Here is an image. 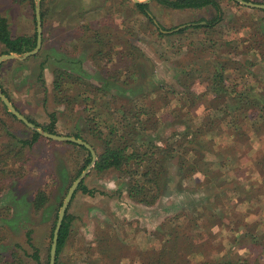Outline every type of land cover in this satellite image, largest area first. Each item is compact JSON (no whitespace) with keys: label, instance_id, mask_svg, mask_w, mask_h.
Instances as JSON below:
<instances>
[{"label":"rangeland","instance_id":"obj_1","mask_svg":"<svg viewBox=\"0 0 264 264\" xmlns=\"http://www.w3.org/2000/svg\"><path fill=\"white\" fill-rule=\"evenodd\" d=\"M215 1L222 9L221 21L215 26L222 41L216 48H211L210 42L205 44L207 36L203 34L204 29H193L198 25H206L217 16L212 6L172 10L151 0L147 8L149 17L153 19L151 23L134 7L137 3L133 0L41 1V13L42 9L45 13L42 48L38 54L26 60L4 61L0 66V90L6 93L3 92L17 111L27 119L36 121L39 128L50 124L52 114L57 118V135L73 137L80 127L79 131L84 138L82 140L94 145L97 156L102 151L101 140L96 138L97 135L101 133L105 139L109 135L107 130L110 126L125 123L119 109L125 107L131 113L133 107L146 105L148 109L151 108V114L157 111L154 121L159 117L164 118L156 131L161 139L159 146L162 147L167 140L169 142L174 132L182 133L186 127L194 131L190 129V124L201 125L206 108L212 107H192L189 104L182 114L184 124L172 125L175 121L171 113L181 107L179 98L172 95L168 102L160 98L153 103L151 93L161 88L182 91L183 83L189 86L194 83L193 90L201 93L206 86L207 76L202 70L211 72L215 60L219 58L223 61L225 54L234 53L232 49L237 45L242 47L241 40L249 39L256 30L264 35V10L245 7L234 0ZM247 2L264 4V0ZM35 5L36 0H0V16L7 19L13 37L34 36L37 31ZM86 27L90 28L87 34L84 29L81 30ZM179 27H184L180 30L188 29L185 34H181L180 30L174 31ZM91 31L103 35L106 40L104 48H111V53L115 54L110 64L104 65L103 59L96 57L95 46L90 53L92 44L86 42V35ZM218 38L217 34L212 36V39ZM233 41L236 44L227 46V43ZM131 45L139 51L130 49ZM6 50L0 42V57L10 55ZM201 50H205V53ZM129 51L135 56L133 61L139 64L132 68L137 75L133 83L137 89L133 90L123 85L131 62L126 55ZM256 64L252 72H260L264 84V63ZM58 71L79 76L83 82L67 84L62 94L55 93V72ZM119 73L123 75L117 82L115 76ZM231 78L233 81L234 77ZM254 79L257 80L256 77ZM244 81L246 79L241 83L244 84ZM63 96L72 102L64 101ZM204 101L208 103L207 99ZM5 107L1 100V264H7V261H10L8 264H35L33 255L36 252L41 261L47 263L50 261L51 234L55 230L58 214L68 190L81 175L75 179L87 153H77L66 142L53 141L43 136L32 147H24L22 141L31 140V131L34 130L13 118ZM187 113L193 117L187 116ZM255 115V119L260 120V115ZM93 118H96L97 124L90 122ZM149 118L151 116L141 117L144 120ZM258 120L255 124H258ZM213 127L214 133H217V129L226 127V123L222 124L220 120ZM232 138L229 133H223L215 141L225 147H238L243 154L246 153L247 148L243 149L241 143L229 146ZM263 140L264 134L258 132L250 136V144L247 141L255 157H264ZM242 143L247 145L246 142ZM177 163L175 159L166 164L170 183L164 195L153 206L138 204L129 197L127 176L115 170L98 174L94 166L82 182L94 194L89 195L81 190L75 192L67 211L72 217L70 238L59 258H56V264H107L103 253L99 254L101 246L110 245L106 232L111 234L113 241L121 237L122 244L128 247L122 249L125 256L121 258L123 261L120 264H134L137 260L140 262L143 251H159L162 242L152 237L160 227L154 230L159 223L157 216L170 219L185 211L192 212L198 206L206 205L204 202L208 192H213L203 190L198 180L181 181ZM247 165L238 164L234 170H229L232 173L228 171L227 174L237 183V188L246 186L245 181L252 186V192L245 195L250 202L244 205L237 202L236 205L235 201L223 199L219 215L224 226L219 231L216 229V237L206 242V252L211 250V254L191 259L193 264L198 260L218 263L224 252L234 264H257L259 261L264 264V176L257 174L259 171L264 174V162L253 163L254 172ZM40 190L47 193L49 201L38 211L34 200ZM210 223L202 226H210ZM149 239H153L156 244H150ZM114 249L117 254V247ZM14 253L18 254V260L14 261Z\"/></svg>","mask_w":264,"mask_h":264},{"label":"trees","instance_id":"obj_2","mask_svg":"<svg viewBox=\"0 0 264 264\" xmlns=\"http://www.w3.org/2000/svg\"><path fill=\"white\" fill-rule=\"evenodd\" d=\"M41 1L43 2L44 0ZM156 1L172 10L201 9L208 6L214 7L217 16L207 22L206 25H198L193 27V29H204L203 34L207 36L205 44L210 42L211 48H216L221 45L222 38L216 31L215 26L221 21L222 9L215 0ZM134 7L138 9L142 15L146 16L148 21L151 23L153 22V19L149 17L147 12L148 4L137 3L134 4ZM41 14L44 26L45 13L43 9ZM83 29L86 34L90 31V28L88 27L82 28L81 30ZM187 29L188 28L180 30V33L185 34ZM256 31L255 34L250 36L251 38L249 37V39L241 40L240 44L242 47H238L237 45L232 49L235 54L232 52L225 54L223 61L219 58L215 60L211 72L202 70L207 76L205 77L206 86L201 93H196L193 90L194 83L190 86L183 83L181 85L183 88L182 91H177L176 89L169 91L167 88H161L151 93L154 97V99H152L153 103L160 98H162L164 102H168V98L172 95L179 98L181 107L172 111L171 115H173L175 121L172 125L184 124L181 118L187 105L190 104L192 107L209 105L208 107H212V109L206 108V113L201 125L198 126L191 123L190 129H193L194 131H191L186 127V130L182 133L174 132L171 135L169 142L167 140V142L160 147L159 142L161 139L156 131L160 126L159 123L164 122V118L159 117L157 118V121H154L157 111L151 114V108L148 109L146 105H142L143 107H133L134 109L131 113L123 107V109H119V111L122 112L125 123L117 125L113 124L110 126L107 130L109 135L105 139H103L101 133L96 137L101 140L102 151L98 155L99 159L94 168L95 172L98 174H105L109 171L115 170L120 174L127 176L129 179V197L138 204L147 206L155 205L157 201L161 199L162 195H164V192L170 183L168 167L166 164L175 159L178 160L177 166L181 181L191 179L198 173H201L206 177L207 185H217L218 188L225 187L227 181L224 179V171L215 170L214 165L218 163L219 157H222L223 159L222 167L234 165V162H237L238 156L243 153L238 147L235 148L233 146L229 148L221 146L222 154H220L216 151V136L223 133H229L230 136L235 138L233 144L237 145V143H247L252 134H258V132L264 134V84L260 79V72H255V74L252 72V68H255V66L257 67L256 62L264 63V35L259 34V30ZM214 34H217L219 38L212 39L211 37ZM86 37L88 38L86 42L92 44L91 50H89L90 53L95 46L96 53L94 52V54L96 57L98 56L103 59L102 63L104 65H106V63L110 64L113 61L115 54H113V52L111 53V48H104L106 40H104L103 35L91 31ZM0 42L7 48L6 53L22 55L33 51L36 48L37 31L34 36L31 37L19 36L15 38L11 34L7 19L0 16ZM223 44L225 45V43ZM232 44H236V42L233 41L232 43H227V46H231ZM118 45H120V43ZM129 47L132 50L139 51L133 45ZM240 48L242 49L239 50ZM107 51L109 52L107 53ZM204 51H202V53H205ZM94 54L92 53V55ZM239 54H241V56ZM126 55L131 59V62L128 65V75L126 78L124 77L123 85L130 90L137 89V87H134L133 85L134 79L137 76L136 70H132V68L139 64H136L133 61L135 56H133L130 51L127 52ZM141 57H144V55H141ZM233 72L234 74H232ZM122 75V73H119L117 77L115 76L117 82L122 79ZM232 76L234 77L233 81L231 78ZM254 77H256L257 80H255ZM243 79H246L244 84L241 83ZM199 80L200 78L198 81ZM79 82H83L82 78L79 76H74L66 71L55 72V93L58 92L59 94H62V89H65L67 84L74 85ZM255 85H259V87H256ZM98 91L101 90L98 89ZM164 94H166L165 97H163ZM63 98L66 102H72L68 101L65 96H63ZM204 99H207L208 103H206ZM6 111L13 118H16L7 110V108ZM255 113L260 115V120L255 119L257 117ZM142 116H151V118L144 120L141 119ZM187 116L193 117V115L189 113H187ZM50 118V124L41 127L45 131L57 135L58 133L55 129L57 118L55 114H52ZM28 119L35 125L40 126L36 121L31 120L30 118ZM220 120L222 124L226 123V127H221V129L218 128V132L214 133L215 127H213V125ZM257 120L258 124H255V121ZM92 121L97 124L96 118L90 120V122ZM218 126L219 123L216 127ZM79 130H81L80 127L75 134H73V137L84 139ZM31 132V140L22 141L24 147H32L39 140L43 139L39 133L35 131ZM248 143L247 145H249ZM66 144L72 146L77 153L83 151L87 153L83 165L76 174V179L91 163L92 155L90 151L83 146L70 142H66ZM253 162L254 164H261L264 162V157H254ZM79 190L89 195L94 194V191L89 190L84 183L79 186L77 191ZM48 201L49 197L47 196V193L41 190L38 191L34 200L35 209L38 211L41 210ZM204 207L205 210L212 211L213 203L209 202ZM204 207H200L198 212H196L198 207L195 208L192 214L193 216L179 214L174 218L167 219L163 226L158 228L157 233H155L154 236L162 242V247L159 251H143L140 254L141 264H193L191 259L204 257L206 254L210 255L211 250H207L206 252V242H209L208 239H213V235L205 231V229L210 228L213 225V222L216 220V215L214 214L212 216L213 218L209 219V223L211 222L210 226H202L206 222L198 216L201 214ZM213 219L214 221H211ZM71 222L72 217L67 213L59 233L57 259L70 238L69 228ZM183 227H185V235H183V231L181 230ZM53 234L54 232L51 234L52 240ZM105 235L110 242V245L101 246L99 254L102 255L103 253L105 256L104 260L107 264H120L122 261L121 258L125 256L122 254V249H128V247L122 244L123 239L121 237L120 240L113 241V237L110 233L106 232ZM115 246L118 249L117 254L114 249ZM13 257L15 258L14 261L19 259L18 254L16 253L13 254ZM33 259L35 264L50 263V261L43 263L37 252L33 255ZM2 262L3 258H1L0 254V264ZM8 263H10V261H7V264ZM195 264L234 263L227 258H223L219 259L218 263H215L214 261L204 262L198 260ZM257 264L263 263L259 261Z\"/></svg>","mask_w":264,"mask_h":264},{"label":"water","instance_id":"obj_3","mask_svg":"<svg viewBox=\"0 0 264 264\" xmlns=\"http://www.w3.org/2000/svg\"><path fill=\"white\" fill-rule=\"evenodd\" d=\"M135 3H143V4H148L151 0H145V1H140V0H133ZM241 5L245 7H249L252 9H259V10H264V4H256L252 2H247L245 0H234ZM35 14H36V23H37V45L36 48L33 51L27 52L23 55H18L15 53H12L10 55H2L0 57V66L5 60H26L29 57L35 56L36 54L39 53V51L42 48L43 45V20H42V15H41V0H36V5H35ZM181 28L184 27H179L175 29L174 31H178ZM0 99L3 101L5 106L11 111V113L19 119L21 122H23L27 127L30 129L36 131L39 133L41 136L46 137L48 139H51L53 141L57 142H70V143H75L77 145L85 147L88 151H90L92 155V161L88 165V167L81 173V175L73 182L71 185L70 189L68 190V193L65 197V200L62 204V207L60 209L59 215H58V220L56 223V227L54 230L53 234V240H52V246H51V254H50V263L49 264H56V258H57V245H58V240H59V233L63 225V221L65 219V216L67 214L68 208L70 206V203L74 197L75 192L79 188V186L82 184L84 181L85 177L88 175V173L91 171V169L96 165L98 156L93 148L89 143L82 139H77L75 137H68V136H60L56 134L49 133L45 131L42 128L37 127L35 124L30 122L24 115H22L17 109L14 107V105L9 101V99L3 94V92L0 90Z\"/></svg>","mask_w":264,"mask_h":264},{"label":"crops","instance_id":"obj_4","mask_svg":"<svg viewBox=\"0 0 264 264\" xmlns=\"http://www.w3.org/2000/svg\"><path fill=\"white\" fill-rule=\"evenodd\" d=\"M209 37V36H208ZM206 38V37H205ZM212 38V37H211ZM56 54V53H55ZM54 58V57H53ZM219 137H221V135H218V136H216V138H219ZM229 137H232V136H230V134H229ZM215 138V139H216ZM233 140H234V138H232V139H230V142L228 143L229 144V146H231V145H234L233 144ZM248 142H249V140H248ZM263 143V142H262ZM250 144V143H249ZM215 145H217V147H216V151H218L220 154H222L221 153V148H220V146H224V145H219V144H217V141H215ZM245 146V147H244ZM219 147V148H218ZM242 147H243V149H245V148H247V149H245V150H247L246 151V153L244 152V154H242V155H240L239 157H238V159H237V162H234L235 164L234 165H228L227 167H222V162H223V159H222V157H219V159H218V163H216L215 165H214V169L216 170H218V171H223L224 170V179L227 181L226 183H227V185H226V183H225V187H222V188H218L217 187V185H207V179H206V177L205 176H203L201 173H198L197 175H195L193 178H191V179H193L192 181H194V180H198V185L201 187V188H203V190H213V192L212 193H209L208 192V197L206 198V200H205V202L204 203H206V205L209 203V202H212L213 203V210L212 211H209V210H205V207L204 206H206V205H201V206H198V210L196 211V212H198L199 211V209H200V207L202 208V207H204L203 208V210H202V212H201V214L198 216L199 218H202V219H204V221L206 222V223H209V219L211 218H213L212 216L215 214L216 215V220H215V222L213 223V225L210 227V228H206L205 229V231H207L208 233H210V234H212L213 235V239H214V237H216L215 236V234L217 233V231H216V229H218V231L219 230H221V227L222 226H224L223 225V223L221 222V217H220V215H219V212L221 211L220 209L222 208L220 205H222V204H224V202H223V199H225V200H229V201H235V203H236V205H237V202H238V204H240V205H244V204H246V203H249L250 202V199L248 198V197H245V195H249L252 191V186H250V185H248V182L247 181H245L246 182V186L244 185V186H242L243 188H237L236 186H237V183L235 182V181H233V179H230L229 177H228V174H227V172L229 171V170H234L235 168H236V166H238V164H242V163H245V164H248L247 165V167H248V169L249 170H252L253 172H254V168H253V160H254V153L253 152H251V147L252 146H248V145H243L242 144ZM229 173H232V171H229ZM257 174H259V176H264V174H262L261 173V171H259V172H257ZM236 177H238V176H236ZM235 177V179L237 180V178ZM188 180H190V179H188ZM230 186H232V187H230ZM253 188L255 189V188H257V187H255V186H253ZM222 189V190H221ZM209 201V202H208ZM191 213H193V211L192 212H187V211H185V212H182V213H180V214H183V215H187V216H189ZM177 215H179V214H176L175 216H177ZM175 216H173L172 218H174ZM157 218H158V221H159V223H157V225H155V228H154V230H156V228L158 227V226H163L162 225V223H165L166 222V220L167 219H162V218H160V217H158L157 216ZM155 219H156V217H155ZM184 222V221H183ZM159 227V228H160ZM182 231H183V235H185L186 233H185V227H183L182 229H181ZM242 232V231H241ZM157 233V232H156ZM233 233V232H232ZM189 234V233H188ZM234 234V233H233ZM256 235V234H255ZM155 236V234H152V237L154 238V240L155 241H160V240H158L157 238H155L154 237ZM150 240V244H153V245H155L156 244V242L153 240V239H149ZM236 240V238H235V236H234V241ZM219 243H220V241H219ZM234 243H239V242H234ZM233 244V243H232ZM252 245V244H251ZM242 248V245L240 244L239 245V249H241ZM220 254H222V251L220 252ZM228 255H225V252L221 255V257L219 258V259H223V258H227L228 259V257H227ZM229 260V259H228ZM123 261V260H122ZM141 262V261H140ZM139 262V260H137V261H134V264H141ZM123 263V262H122Z\"/></svg>","mask_w":264,"mask_h":264}]
</instances>
